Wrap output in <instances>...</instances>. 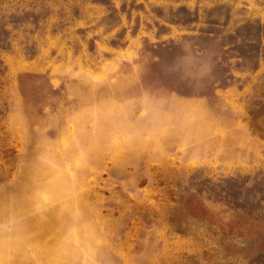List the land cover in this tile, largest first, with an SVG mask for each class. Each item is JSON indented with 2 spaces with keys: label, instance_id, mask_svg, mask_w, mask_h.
<instances>
[{
  "label": "rangeland",
  "instance_id": "rangeland-1",
  "mask_svg": "<svg viewBox=\"0 0 264 264\" xmlns=\"http://www.w3.org/2000/svg\"><path fill=\"white\" fill-rule=\"evenodd\" d=\"M244 132L264 0H0V264H264Z\"/></svg>",
  "mask_w": 264,
  "mask_h": 264
},
{
  "label": "crops",
  "instance_id": "crops-1",
  "mask_svg": "<svg viewBox=\"0 0 264 264\" xmlns=\"http://www.w3.org/2000/svg\"><path fill=\"white\" fill-rule=\"evenodd\" d=\"M211 128L213 130L215 129L217 132H220L221 126L219 124L218 119H215V118L212 119ZM247 129H248V127H247L246 123L244 122V130L247 131ZM249 132H248V134L246 132H244V136H245V138H248V140H250V142L258 144V146H259L258 151L256 153L254 152L253 154L255 156L256 163H258V165H260L261 163L264 162V138H262V139L259 138L258 142H257L255 140L257 138L254 137L252 134L250 135ZM244 144L246 145V142H244Z\"/></svg>",
  "mask_w": 264,
  "mask_h": 264
}]
</instances>
